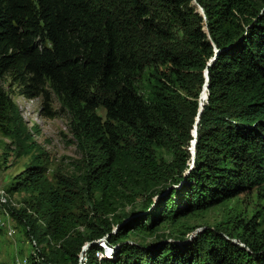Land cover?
<instances>
[{
    "label": "trees",
    "instance_id": "16d2710c",
    "mask_svg": "<svg viewBox=\"0 0 264 264\" xmlns=\"http://www.w3.org/2000/svg\"><path fill=\"white\" fill-rule=\"evenodd\" d=\"M197 2L206 18L190 0H0V75L19 81L26 96L42 95L45 113L49 87L73 112L78 134L102 145L111 160L128 149L151 162L156 147L175 153L195 140L192 168L185 172L183 157L177 168L183 183L162 197L150 222L264 181V8L246 0L214 8ZM165 11L178 20L180 44ZM204 69L206 98L192 137L197 100H187L184 109L178 90L196 97ZM10 103L0 86V109ZM44 171L31 166L17 187L48 191L55 206L61 197L48 188ZM102 234L92 230L87 237V264H264V232L242 236L248 250L210 231L183 247L156 249L113 247L121 235L113 233L105 238L112 255L98 257ZM40 257L30 253L25 264H53Z\"/></svg>",
    "mask_w": 264,
    "mask_h": 264
},
{
    "label": "rangeland",
    "instance_id": "374dc122",
    "mask_svg": "<svg viewBox=\"0 0 264 264\" xmlns=\"http://www.w3.org/2000/svg\"><path fill=\"white\" fill-rule=\"evenodd\" d=\"M201 1L211 8L225 5L224 0ZM247 2L260 11L264 8V0ZM190 4L205 17L197 0H190ZM163 17L171 26L173 41L182 43L178 20L166 11ZM203 75L196 97H182L184 91L178 90L186 99L182 101L184 109L189 105L187 100H197L192 137L196 136V123L206 98L205 69ZM0 86L11 100V105L0 109V185L7 193L6 220L16 230L11 237L4 227L0 229V264H25L30 253L39 255V259L44 256L53 264H72L74 254L78 258L81 250L88 248L87 237L92 230L104 232L96 239L98 243L106 242V236L114 233L121 235L113 247L125 242L151 249L165 243L183 247L210 231L248 250L242 236L264 232V181L208 207L162 215L150 222L148 215L161 211L162 197L183 183L177 169L183 157L185 172L192 168L194 139L175 153L168 147H156L150 154L151 162L128 149H121L117 159L111 160L102 145L78 134L73 112L51 88L47 87L50 113H45L42 95L26 96L23 85L9 73L0 75ZM99 111L103 114L102 109ZM33 165L45 167L47 186L61 197L60 204L54 206L47 201L48 191L17 187L16 180L23 179ZM173 204H177L175 199ZM53 210L56 217L50 222Z\"/></svg>",
    "mask_w": 264,
    "mask_h": 264
},
{
    "label": "built area",
    "instance_id": "2783aa9c",
    "mask_svg": "<svg viewBox=\"0 0 264 264\" xmlns=\"http://www.w3.org/2000/svg\"><path fill=\"white\" fill-rule=\"evenodd\" d=\"M7 193L6 191L2 188V185H0V227H4V230L8 236H13L14 233L16 232L15 228L8 223L6 220L8 217V210L5 206L6 201H7ZM101 243V244H100ZM101 250H98L96 252L98 257L101 256H111L113 248L103 240V242H100ZM86 249H82L79 256H78V264H87V255H86Z\"/></svg>",
    "mask_w": 264,
    "mask_h": 264
},
{
    "label": "water",
    "instance_id": "95a60500",
    "mask_svg": "<svg viewBox=\"0 0 264 264\" xmlns=\"http://www.w3.org/2000/svg\"><path fill=\"white\" fill-rule=\"evenodd\" d=\"M207 83H205V85H206ZM194 145V144H193Z\"/></svg>",
    "mask_w": 264,
    "mask_h": 264
}]
</instances>
